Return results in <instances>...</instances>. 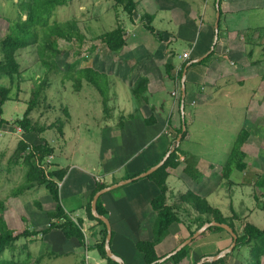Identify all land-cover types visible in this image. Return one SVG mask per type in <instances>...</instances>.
<instances>
[{
    "label": "crops",
    "instance_id": "crops-1",
    "mask_svg": "<svg viewBox=\"0 0 264 264\" xmlns=\"http://www.w3.org/2000/svg\"><path fill=\"white\" fill-rule=\"evenodd\" d=\"M135 2L134 15L137 14L139 20H136L134 15L127 21L121 15L115 19L116 25L120 24L124 29L125 45L116 53L108 52V56H114L112 59H107L106 62L95 60L92 63L95 69L107 73L110 77L109 113L106 115L100 108L92 124H88L87 118V115H91L90 109L84 111L83 119L75 111L69 112L67 117L68 121H72V135L75 136V143L72 144L70 152L71 160H76V148L82 145L84 151L92 150L94 156L80 158L79 160L83 159L81 164H72L70 172H66L63 177L65 179L72 173L73 178L77 177L74 173L77 171L80 173L79 177H83L89 183L82 187L76 186L75 200L71 199L73 194L70 188L68 191V187L65 186L62 194L67 195L70 200L62 204L72 218L83 220L82 231L88 250L96 252V255L92 256L95 264L107 262L94 247L95 243L100 241L101 226L87 215L86 205L91 198L90 195L100 182L109 185L126 178L128 174L138 175L156 164L171 150L175 130L180 121L182 123L179 103L182 76L178 80L177 74L183 63L186 68L184 77L186 135L180 142L178 165L169 169L166 179L168 188L166 203L177 207L181 222L169 227L167 236L156 244V253L164 256L172 251L188 237L187 228L193 229L196 226L195 212L187 203L179 200V195L187 191H193L205 198L210 206L218 208L226 217L234 211L239 217L236 224L249 222V216L254 209L264 211V187L256 185L257 176L264 172V169L259 170L256 167L258 165L256 159L260 156L264 162V151L261 153L260 149H257L264 141L263 130L259 128L262 122L257 118L259 109L257 111L252 108L248 112L251 105L249 101L246 105H239L240 114L230 112V89L233 86L239 89L248 79L250 100L259 90L255 86L256 83L258 82V87L264 84V70L259 69L262 60L260 57H264V33H261L263 29L251 33L247 31L251 30L247 25L244 31H233L231 30L233 27L230 26V15L238 14L239 17L235 19L240 23L248 11L255 10L257 13L261 6L252 7L249 5L251 0H222L220 31L216 41L218 43L213 45L214 0H203L202 7L205 11L201 15L199 14L201 0H135ZM230 4L235 6L230 8ZM145 13L153 17L152 22L158 19L167 24L160 29L152 25L155 30L152 34L140 19ZM238 33H243L246 37L240 40L235 37ZM178 40L188 44V48L183 49L181 55L183 52H189V58L183 59L173 48V44ZM235 41L237 43L242 41L244 46H249L245 53L249 59L240 61L245 49L242 47L241 52L238 45L235 50L232 49L234 47L232 43L236 44ZM212 45L213 54L205 62L199 61L191 65V60L205 55ZM259 47H263L262 55L255 58V49ZM176 57L179 62L176 61ZM166 63L173 65L172 77L166 75ZM249 67L257 71L252 72ZM139 76L148 79L145 92L147 102L140 104L136 103L130 92L131 85ZM175 89L177 92L179 89L180 93L173 96L171 93ZM256 101L259 102V98ZM235 114H237L235 120L238 122L236 124L249 132L242 146L247 165L244 171H236L238 174L233 171L231 176L225 179L221 174L234 144L233 139L230 142V115L232 117ZM247 124L251 127L258 126L256 129L261 132L256 129L251 131ZM92 127L98 128L97 136L90 133ZM64 136L68 144L65 132ZM186 160L191 164L189 166L191 174L198 173V180L192 179L185 172ZM51 163L55 168H64L52 161ZM96 178L101 181L97 182ZM241 187H248L246 199L243 198L244 193L239 192L236 195L234 193L235 189ZM71 190H75L73 183ZM259 191L262 198H258ZM156 192V186L152 181L140 177L99 196L110 222L111 250L122 258L125 264H144L135 243L138 240L152 239L154 236L156 213L150 207V200ZM53 207L54 204L49 210ZM67 242L64 250L66 253L78 255L83 253L84 246L77 240L67 239ZM230 243L231 236L226 230H204L189 243L188 255L177 264L197 263L202 258L218 254ZM263 258L264 256L261 257V264ZM247 259V248L240 247V251H235V255L234 253L229 255L223 263H210L213 261L205 260L203 264H238L240 260Z\"/></svg>",
    "mask_w": 264,
    "mask_h": 264
},
{
    "label": "trees",
    "instance_id": "trees-1",
    "mask_svg": "<svg viewBox=\"0 0 264 264\" xmlns=\"http://www.w3.org/2000/svg\"><path fill=\"white\" fill-rule=\"evenodd\" d=\"M115 5L121 6L123 12L129 17L134 15L136 9L135 0H113ZM214 0V5H215ZM67 0H21L20 7L25 15L22 18L20 14L15 20H7V25L2 35H0V75L8 77L10 83H13L15 79H19L21 75L20 63L17 59V53L24 48L35 46L36 53L39 56L40 62L47 68L48 71H59L61 66L56 61V57L64 53V50L59 48L58 39H64L66 41L78 40L83 41L84 36L80 32L75 19L67 20L64 22L50 21L54 10L57 6L63 5ZM221 2L219 0L220 18L219 29L220 31V19H221ZM214 12L216 9L214 7ZM2 17H0L1 19ZM145 28L152 34L155 33L154 27L151 22L153 17L150 14H143L140 18ZM104 48L108 52L116 53L125 45L124 29L120 24H117L110 30L104 31L96 36ZM218 42H216L217 44ZM213 50L204 57L199 63L205 62L211 55ZM197 63H192L195 65ZM79 60H74L68 64L66 70L63 72V78L71 79L73 81V88L76 92H79L82 88L83 82L90 84L100 95L103 112L107 115L110 111L109 102V90L111 85L110 77L107 73L101 72L93 67L92 64L80 65ZM185 63L182 64L181 70L178 72L177 77L180 80ZM173 65L171 63L165 64V71L168 77H172L171 71ZM148 79L145 76H139L130 87V92L133 98L140 104L147 102L145 92L147 91ZM46 88L45 80H38L34 83L31 89V97L27 101V106L20 118H16L13 122L23 131L25 135L30 133L39 134L44 129H48L51 126L44 127L37 125L33 122L30 114L36 107L38 99ZM11 86L0 84V127L3 124H8V121L1 117L2 106L5 101L11 99L10 97ZM178 93H180L178 89ZM180 97V94H179ZM180 103V98H179ZM178 103V106H179ZM63 124L60 122L58 131L63 135ZM176 134L172 139L171 152L169 153L163 164L156 170L145 176L148 180L152 181L156 186L157 192L150 200V207L156 213V221L153 226V238L138 240L135 243L136 250L141 254L144 264H177L184 259L189 252V244L181 248L174 255L169 258L158 262L157 260L162 257L156 253L155 246L159 243L164 236L168 233L169 227L174 223L181 222L178 214V209L172 205L166 203L167 199V184L166 179L169 174V169L178 165V153L181 151L180 143L176 145L175 139L178 133L181 132L180 125L175 130ZM186 135V130L182 132L180 142ZM249 136L247 129L243 128L238 132L234 144L231 148L230 155L226 161L222 177L228 179L234 170L239 172L244 171L246 168V162L244 161L245 152L242 150L243 144L246 142ZM53 146L45 139L41 138L34 142L26 141L21 138L18 140L16 148L13 152V163H22L25 165V171L23 174V181L11 190V195L16 197L23 194L27 190L35 187H44L48 191L53 203V209L47 211L48 224L45 227L24 229L22 231L15 232L7 226L6 221L3 218L2 212L5 209V203L0 200V255L6 248L11 247L15 241L20 237H31L38 235L39 233L48 234L52 230H59L66 239H75L81 245L84 244L85 238L82 231L83 220L81 218H72L70 214L66 212L63 204L61 203L58 181H61L66 174V168H55L50 164V170L45 171L44 168L38 165L45 161V158L52 156L54 153ZM160 158L158 161H160ZM157 161V162H158ZM191 164L186 160L185 172L194 180H198V173H192L189 169ZM52 167V168H51ZM137 174H128L126 178H131ZM257 186L264 187V172L257 176ZM134 181V180H133ZM105 183H99L94 188L90 197L92 198L94 193L99 189L105 187ZM91 198L86 205V211L89 219L95 220L99 226H101V238L99 242H96L94 247L97 249L98 254L104 258L107 264H119L118 262L107 257L104 249V240L106 236L105 224L98 218H96L91 212ZM179 200L182 203H187L195 212L196 226L188 229V236L199 228L204 222L215 220L220 223L228 224L233 231L237 234L236 244L231 253L226 256L210 263L225 262L228 256L232 255L234 251L240 249V247L247 248L248 259L240 260L238 264H261V257L264 256V228H259L250 222H244L242 224H236L239 217L232 211L229 217L224 216L218 208L212 207L208 204L205 198L196 194L193 191H187L184 194L179 195ZM36 206L41 209L42 204L39 201H35ZM96 210L99 214L107 217L106 210L103 208L100 197L96 201ZM188 214V213H187ZM206 230H223L219 226H210ZM232 241V237H231ZM50 254L57 255L55 251H49ZM41 259L38 256L33 263H29L27 260L22 262L8 261L2 264H36ZM208 263V262H207ZM196 264V263H194Z\"/></svg>",
    "mask_w": 264,
    "mask_h": 264
},
{
    "label": "rangeland",
    "instance_id": "rangeland-1",
    "mask_svg": "<svg viewBox=\"0 0 264 264\" xmlns=\"http://www.w3.org/2000/svg\"><path fill=\"white\" fill-rule=\"evenodd\" d=\"M20 1L21 0H0V17H2L0 19V35L4 32L7 20H15L20 14L22 15L23 12L21 11ZM251 1L252 2H250L249 5L252 7L257 5L261 6V8L258 9L257 13H255V10L248 11L247 16L245 19L242 17L240 23L235 19L239 17L238 14L230 15V26L233 27L231 30L244 31L248 25V27L251 28L250 31L247 30L248 32L254 33L255 30L259 31L263 29V32L261 31V33H264V6H262L264 5V0H257L255 2L254 0ZM203 4V0H201V6L199 8L200 15L205 11L202 7ZM234 6L235 4H230V8ZM153 13L155 12L153 11ZM119 15L124 16L123 18L124 20L126 19V21L129 18V16L123 12L121 6L115 5L113 0H67L65 4L56 7L50 21L64 22L75 19L84 39L82 42L76 39L71 41H66L64 39L57 40L59 48L64 50L63 54L56 57V61L59 63V66H61V69L59 71H48L47 68L41 64L35 46H30L21 49L17 53V59L20 63L21 69L19 79H15L13 83H10L7 76L0 75V84L11 86V99L4 102L1 115L3 119L8 121V124H3L0 127V200H3L5 203V209L2 212L3 218L6 221L7 226L15 232L24 229L30 230L47 226L48 218L46 213L54 204L48 191H46L44 187L32 188L16 197L11 195V190L23 181V174L25 171L24 164H14L12 161L13 152L19 139L24 138L29 142H34L41 138L47 140L55 149L51 161L66 168L67 173L72 169V164H81L83 159L79 160L80 158L94 156L92 150L86 152L82 145L76 148V160H71L72 153L70 155V152L72 151V144L75 143V136L72 135V121H68L67 117L69 112L75 111L82 118L84 111L90 109L91 115H87L88 124L94 123L98 110L102 108L101 97L98 92L86 82H83L81 90L76 92L73 88V81L71 79L63 78L62 75L68 64L74 60H79L80 65H85L92 64L95 60H103L106 62L105 60L114 57L108 56V51L96 36L116 26L117 20L115 21V19H117ZM134 17L136 20H139L137 14H135ZM22 18H25V15H22ZM161 21L162 20L158 19L154 20L152 25L160 29V27L167 24ZM240 33L235 37L242 40V38L246 36H244L245 34ZM262 40L263 39H261V41ZM240 42L241 43L236 42V44L232 43V46H234L232 49L235 50L236 45L241 47L239 48L241 52L242 47L245 49L244 54L241 55L240 61L242 62L248 58L245 53L248 51L249 46H244L242 41ZM173 48L176 49L181 56V51L187 49L188 44L178 40V42L173 44ZM262 51L263 47L256 48L254 57L258 58L261 56ZM230 59L232 60L231 57ZM260 59L262 60L260 61L259 69L264 70V57L261 56ZM176 61L179 62L177 57ZM253 68L249 67L248 69L252 72H256L257 69ZM38 80H45L46 88L38 99V103L32 110L30 116L33 122L37 125H42L44 127L50 125L51 127L44 129L39 134L30 133L25 135L21 129H18L19 127L13 121L22 116L27 106V101L31 97V89L34 83L38 82ZM248 81L249 80L246 79L243 87L239 89H236L237 86H233V88L230 89V112L232 111V113L237 112L240 114L241 110L239 105H246L250 101L251 105L248 112L251 111L252 108L257 109V111L259 109L257 118L262 122L259 124V128L264 131V119H261L264 117V84H261L260 87H258V82L256 83L255 86L257 90H259L254 94L253 99L251 98L249 100L250 89L247 84ZM256 97L259 98V102L256 101ZM136 103L138 102L136 101ZM236 115L237 114L232 117L230 115V142L232 139V142H234L238 132L242 129V127L240 128L238 124H236L238 123L235 120L237 119ZM60 122L63 124V135L58 131ZM258 122L260 121L258 120ZM254 124L257 125L258 123ZM246 126L247 128L249 127L251 131H255V129L258 128V126L251 127L249 124ZM256 130L261 132L258 129ZM89 131L95 135L98 132V128L92 127ZM263 131L262 135H264ZM64 132L68 136V144H66ZM97 135L98 134H96V136ZM257 149H260L261 153L264 151V141H262L261 147H257ZM261 157L262 156L256 159L258 162L256 167L259 170L264 169V162ZM234 171L238 174V172H236L238 170ZM252 171L253 169H251V172ZM74 173L77 177L73 178L72 173L71 176L67 175V179L63 178L61 181H58L61 203L65 204L70 200L67 195L62 194L65 186L68 187V191L70 188V191L73 194V198L71 197V199L75 200L76 186L82 187L89 183L83 177H79L80 173L77 171H74ZM125 179L128 178L122 180ZM72 183L74 184L75 190H71ZM119 187L120 186L116 188ZM259 190L263 191L261 188H259ZM247 191L248 187H241L235 189L234 193L235 195L239 192L244 193L245 195L243 198L246 199ZM260 191L257 193L258 198H262V193ZM35 201L41 202V209L36 206ZM248 221L254 223L259 228H264V211L254 209L251 212ZM167 234L165 236H167ZM68 242L57 229L52 230L48 234L39 233L38 235L31 237H20L11 247L6 248L0 255V264L12 260L16 262L27 260L29 263H33L38 256H41V259L36 264H85L84 251L83 253L81 252L82 254L80 255L76 253L69 254L64 251L66 250ZM50 250L55 251L57 255L50 254ZM238 251H240V249L236 252ZM241 251L242 253L244 252L243 248ZM87 254L89 256L88 262L90 264H95L92 256H95L96 252L87 250Z\"/></svg>",
    "mask_w": 264,
    "mask_h": 264
},
{
    "label": "water",
    "instance_id": "water-1",
    "mask_svg": "<svg viewBox=\"0 0 264 264\" xmlns=\"http://www.w3.org/2000/svg\"><path fill=\"white\" fill-rule=\"evenodd\" d=\"M215 8H216V12H215V21H214V37H213V45L216 43L217 39H218V29H219V18H220V9H219V0H216L215 2ZM213 45L211 46L210 50L203 56H200L196 59L191 60L190 63H195V62H199L201 61L204 57H206L211 50L213 49ZM189 64V63H188ZM187 64V65H188ZM185 73H186V68H184L183 72H182V84H181V98H180V112H181V119H182V123H181V132L178 133L175 142L176 145H178L180 143L181 137H182V132L186 130V124H185V120H184V95H185V90H184V77H185ZM172 150H170L168 153H166L162 159L160 161H158L156 164H154L152 167H150L149 169H147L146 171L125 179V180H120L118 182L106 185L105 187L99 189L98 191H96L91 199V212L92 214L100 219L106 227V236H105V240H104V249H105V253L107 255V257L111 258L112 260L118 262L119 264H125L124 261L122 260V258H120L118 255H116L110 247V240H111V227H110V222L108 220V218L104 215H101L97 212L96 210V201L98 199V197L107 192L110 191L118 186L124 185L126 183H129L135 179H138L140 177H145L148 174H150L151 172H153L154 170H156L158 167H160L163 162L166 160V158L168 157L169 153ZM210 226H219L222 229L226 230L230 236L232 237V241L230 243V245L228 247H226L225 249L221 250L218 254L212 255V256H208L206 258H202L200 259L196 264H203V262L205 260L208 261H217L218 259L226 256L227 254L231 253L235 244H236V239H237V234L233 231V229L225 223H220L217 222L215 220H211L208 222H204L199 228H197L192 235L188 236L187 238H185L182 242H180L172 251H170L169 253H167L166 255L160 257L157 261L161 262L167 258H169L170 256L174 255L177 251H179L181 248H183L184 246H186L187 244H189L193 239H195L197 236H199L204 230H206L208 227Z\"/></svg>",
    "mask_w": 264,
    "mask_h": 264
},
{
    "label": "built area",
    "instance_id": "built-area-1",
    "mask_svg": "<svg viewBox=\"0 0 264 264\" xmlns=\"http://www.w3.org/2000/svg\"><path fill=\"white\" fill-rule=\"evenodd\" d=\"M181 57H182L183 59H187V58H189V52H183L182 55H181ZM177 93H178V92H177V90L175 89V90L172 91L171 94L174 96V95H176ZM18 129H20V128H18ZM51 158H52V156H48V157H46V158H45V161L42 162V163H39V162H38V165H40V167L44 168L45 171L50 170ZM96 181H97V182H100L101 180H100L99 178H96ZM83 246H84V254H85V256H84V258H85V264H90V263L88 262L89 256H88V254H87L88 246H87L86 241H84Z\"/></svg>",
    "mask_w": 264,
    "mask_h": 264
}]
</instances>
